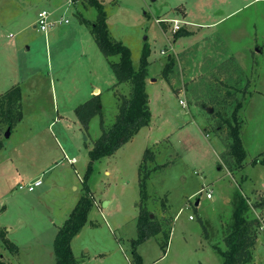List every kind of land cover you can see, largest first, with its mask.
I'll return each instance as SVG.
<instances>
[{"label":"rangeland","instance_id":"374dc122","mask_svg":"<svg viewBox=\"0 0 264 264\" xmlns=\"http://www.w3.org/2000/svg\"><path fill=\"white\" fill-rule=\"evenodd\" d=\"M68 1L0 0V92L21 91V120L9 138V126L0 124V233L18 250L5 249L0 234L6 264H56L54 239L83 183L97 206L71 242L74 257L79 264H136L131 242L141 200L131 153L143 148L152 154L143 208L158 232L137 247L142 264H222L218 251L225 250L237 193L257 229L254 264H264V165L253 164L264 158V0H97L111 39L130 50L134 69L146 46L153 83L146 88L149 125L117 156L95 162L88 179L100 121L114 123L129 90L113 89L110 63L97 56L90 33L97 9L87 0ZM43 10L58 21L46 35L33 28ZM166 19L181 21L189 34L174 38ZM168 61L173 68L165 78ZM94 95L101 114L83 130L75 109ZM237 103L241 168L228 137ZM37 178L42 185L28 192Z\"/></svg>","mask_w":264,"mask_h":264},{"label":"trees","instance_id":"16d2710c","mask_svg":"<svg viewBox=\"0 0 264 264\" xmlns=\"http://www.w3.org/2000/svg\"><path fill=\"white\" fill-rule=\"evenodd\" d=\"M73 3L75 0H71ZM89 5L98 11L97 19L90 23L91 34L101 54L109 60L110 67L115 76L117 85L127 84L128 95L120 96L121 102L118 104V114L114 123L105 127L100 121L101 135L93 143V147L88 151L89 163L85 174V179L90 176L93 164L104 158L112 156L118 149L127 144L144 127H147L151 120L149 108V97L146 91V81L148 79L147 48L144 47L140 59V66L134 69L131 61L130 50L120 42L113 41L107 28V18L103 11L101 2L97 0H87ZM189 33L179 29L174 33V38L187 36ZM113 57H118L117 61H111ZM169 59L170 56H168ZM168 59V60H169ZM173 61H168L163 69V77H167L172 71ZM21 91L18 86L12 87L0 95V124L13 128L15 122L21 120L20 112ZM242 108V103H237L231 112V120L228 121V137L230 139V156L234 159L238 168L246 158V153L240 138V121L238 111ZM101 114V104L99 95L93 96L84 104L75 109V116L83 130H86L92 118ZM2 141L0 140V149ZM151 152L146 149L138 167V187L140 193L141 206L137 217V239L131 242L133 262L142 264L140 255L137 254V247L149 237L158 232L153 221L149 218L148 212L143 208V202L147 199L146 181L149 172L146 170L145 161L151 157ZM264 165V158L255 159L253 164ZM83 194L70 212L63 225L58 229L54 239L53 249L56 264H79L74 257L71 242L87 223L88 215L95 205L92 193L85 183L82 186ZM236 200L232 212V225L224 237L225 250H219L222 257V264H251L253 262V251L257 241V229L254 222L247 221L244 217L249 207L245 198L239 193L235 195ZM3 247L11 254H18L17 247L4 238ZM3 235V236H2ZM0 264H6L5 259L0 255Z\"/></svg>","mask_w":264,"mask_h":264},{"label":"built area","instance_id":"2783aa9c","mask_svg":"<svg viewBox=\"0 0 264 264\" xmlns=\"http://www.w3.org/2000/svg\"><path fill=\"white\" fill-rule=\"evenodd\" d=\"M57 22L58 21H51V14L49 12L43 10V11L38 13L37 20L35 23V29H37V30L39 29L40 31H43L46 34L47 31L49 30V28L51 29L52 27H54ZM161 22L169 23L170 24V30L172 33H175L180 28H182V26H181L182 22L177 20V19H173V20H167L166 19V20H163ZM64 23L67 24L68 21L65 20ZM161 54H163V51L161 52ZM179 93H180L179 95H181V91ZM179 103H180V105L185 106V102L183 100H179ZM41 185H42L41 179H36V180L28 183L26 185V189L28 192H33L36 188L40 187ZM203 191H204V189H201L197 194H200ZM206 198L207 199L212 198L211 191L206 192ZM191 218L192 217L190 216V219Z\"/></svg>","mask_w":264,"mask_h":264},{"label":"crops","instance_id":"0c3cea01","mask_svg":"<svg viewBox=\"0 0 264 264\" xmlns=\"http://www.w3.org/2000/svg\"><path fill=\"white\" fill-rule=\"evenodd\" d=\"M76 1V0H75ZM75 1H74V3L71 1V0H69L68 2L69 3H73V4H75ZM37 16H38V14H37ZM35 23H36V20L33 22V28L35 29ZM86 23V21L85 20H83V19H80L79 20V25H84ZM88 23V22H87ZM89 24V23H88ZM91 33V32H90ZM46 35V34H45ZM91 36H92V34H91ZM92 39H93V36H92ZM93 42H94V39H93ZM96 45V44H95ZM96 47H97V45H96ZM97 49H98V47H97ZM100 52V51H99ZM95 54H96V52L94 51V56H95ZM160 54H161V52H160ZM101 52L100 53H97V56L99 57V58H101ZM103 56V55H102ZM103 59H105V60H107V62H109V60L108 59H106L104 56H103ZM111 61H112V59H110ZM101 62H99V64H100ZM115 77V76H114ZM153 83V81H149V79H147V81H146V88H147V86L149 85V84H152ZM124 85H126V84H121V85H117V82H116V84L114 85V87H113V89L114 90H117L118 89V87H122V86H124ZM127 86V85H126ZM125 89H126V87H124ZM94 90V94H97V93H99V92H97V89H93ZM126 90H129V87H127V89ZM98 91H100V90H98ZM128 93V92H127ZM3 94V92H0V95H2ZM128 95V94H127ZM127 95H125V96H127ZM95 96V95H94ZM118 109V108H117ZM118 112V111H117ZM118 114V113H117ZM145 128V127H144ZM144 128H142V129H144ZM141 129V130H142ZM141 130L131 139V141H129L127 144H125L124 146H122L120 149H118L111 157H114V156H117L116 154H119V152L121 151V150H124V148H127L132 142H134V140L137 138V136L140 134V132H141ZM93 147V144H92V146H91V148ZM90 148V149H91ZM89 149V150H90ZM144 149V148H143ZM143 149H140V151L138 152V151H135L134 153L132 152L131 153V156L132 157H134L135 158V164L136 165H138L137 167H139V164H137V161H138V159H139V156H138V154L139 155H142V153L143 152H145ZM144 154V153H143ZM107 173H109V172H107ZM37 179H39V178H37ZM194 194H192V195H190L189 196V198L191 197V196H193ZM196 202H199V201H196ZM107 205H109V202H108V204ZM94 206H97V204H95ZM195 206H198V205H196V203H195ZM255 263V260H254V258H253V262L251 263V264H254Z\"/></svg>","mask_w":264,"mask_h":264},{"label":"water","instance_id":"95a60500","mask_svg":"<svg viewBox=\"0 0 264 264\" xmlns=\"http://www.w3.org/2000/svg\"><path fill=\"white\" fill-rule=\"evenodd\" d=\"M207 111H208L209 113H211V112H212V109L207 108ZM10 131H11V128L8 127V129L6 130V132H5V134H4V137H5V138H9V136H10ZM196 205H198V202H196ZM105 206H106V203L103 204V207H105Z\"/></svg>","mask_w":264,"mask_h":264}]
</instances>
